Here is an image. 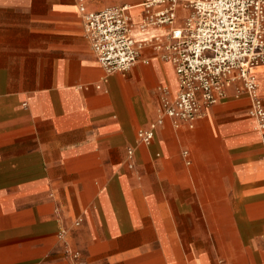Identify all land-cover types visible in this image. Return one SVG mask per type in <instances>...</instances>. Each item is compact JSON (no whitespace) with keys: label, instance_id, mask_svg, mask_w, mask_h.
<instances>
[{"label":"crops","instance_id":"0c3cea01","mask_svg":"<svg viewBox=\"0 0 264 264\" xmlns=\"http://www.w3.org/2000/svg\"><path fill=\"white\" fill-rule=\"evenodd\" d=\"M145 1L0 0V264H264V130L247 95L175 126L160 48L107 74L91 47L81 4L130 5L138 41L165 38Z\"/></svg>","mask_w":264,"mask_h":264},{"label":"built area","instance_id":"2783aa9c","mask_svg":"<svg viewBox=\"0 0 264 264\" xmlns=\"http://www.w3.org/2000/svg\"><path fill=\"white\" fill-rule=\"evenodd\" d=\"M144 4L145 24L165 26V38L138 41L130 5L91 11L81 4L85 31L105 72L125 73L138 62L144 47L152 45L161 49L178 76L177 94L165 101V114L175 126L193 127L235 87L237 94L250 99L249 113L256 128L264 130V101L254 72L264 65V0H146ZM155 125L139 132L142 142L152 141ZM67 253L78 262L79 251L68 247Z\"/></svg>","mask_w":264,"mask_h":264}]
</instances>
